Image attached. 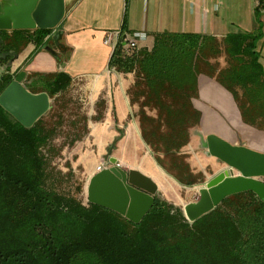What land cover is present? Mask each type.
Listing matches in <instances>:
<instances>
[{
    "label": "trees",
    "instance_id": "obj_1",
    "mask_svg": "<svg viewBox=\"0 0 264 264\" xmlns=\"http://www.w3.org/2000/svg\"><path fill=\"white\" fill-rule=\"evenodd\" d=\"M257 2L253 31L223 37L160 32L153 35L151 47L128 53L123 16L108 68L132 75L126 95L141 140L156 164L182 186L205 181L183 151L201 119L193 105L200 75L231 95L244 124L264 131L258 46L264 1ZM52 34L38 28L1 30L0 54L19 55L30 44L32 53L55 47ZM10 59H0V94L24 66L12 72ZM72 85L61 71L28 74L26 90L45 93L50 100L49 110L29 128L0 106V264H264V203L251 191L224 198L192 223L160 194L138 224L84 203L79 197L83 183L72 168L62 172L55 167V141L66 123L74 130L71 143L79 141L80 134H89L90 122L103 119L104 108L99 103L95 116L84 114L82 126L77 114L67 117L75 107Z\"/></svg>",
    "mask_w": 264,
    "mask_h": 264
},
{
    "label": "crops",
    "instance_id": "obj_2",
    "mask_svg": "<svg viewBox=\"0 0 264 264\" xmlns=\"http://www.w3.org/2000/svg\"><path fill=\"white\" fill-rule=\"evenodd\" d=\"M6 1L0 0V4L3 5ZM257 4V0H128L127 5L125 0H64V17L56 29L61 34L60 39L55 47H50L55 55L45 49L32 53L34 47L30 44L12 62L10 68L14 72L24 65L21 70L25 72L24 80L31 73L52 74L61 71L68 74L72 78L74 93H79L89 117L96 115L99 103L104 108L103 119L90 122L88 137L91 139L94 126L104 123L109 115H114L115 102L128 106L132 117L135 111L129 105L126 95L133 77L131 74H119L108 68L113 46L104 40L107 34L119 31L124 14L128 30L125 35L144 33L146 38L139 46L151 47L153 35L160 32L223 37L231 33L253 31L257 27L254 16ZM260 20L263 25V37L258 46L260 63L264 68V11ZM193 105L201 113V119L190 131L188 154L198 152L211 157L201 148L202 140L208 135H214L231 145L244 146L264 154V131L242 122L231 95L213 79L199 76L198 97L193 100ZM114 122L117 123V120ZM135 122L139 134L137 121ZM115 128L122 133L121 137H124V131L117 124ZM143 145L146 153L153 159L149 149L144 143ZM101 159L103 160V156ZM102 160L104 169L107 166ZM118 164L122 169H135L151 178L158 186L157 194L164 198L167 193L160 180L162 177L170 179V184L180 186L156 162L159 175L148 173L139 166H129L120 160ZM204 170L202 167L197 172L210 175ZM220 170L218 166L213 170V174ZM95 173L96 168L88 173V179Z\"/></svg>",
    "mask_w": 264,
    "mask_h": 264
},
{
    "label": "water",
    "instance_id": "obj_3",
    "mask_svg": "<svg viewBox=\"0 0 264 264\" xmlns=\"http://www.w3.org/2000/svg\"><path fill=\"white\" fill-rule=\"evenodd\" d=\"M64 0H7L0 4L1 30H53L57 45L60 32L56 29L64 17ZM45 51L55 55L49 48ZM15 53H1L0 59H17ZM25 72L17 74L0 94V106L25 128L44 115L50 107L45 93L31 94L23 85ZM201 148L225 165L198 190L199 199L182 211L186 220L194 222L217 207L221 201L241 192L251 191L264 203V154L244 146L231 145L208 135ZM107 167L95 173L86 188L87 202L113 211L133 224H138L154 204L158 186L148 176L135 169H122L110 151L103 157ZM234 172L236 175H234Z\"/></svg>",
    "mask_w": 264,
    "mask_h": 264
},
{
    "label": "rangeland",
    "instance_id": "obj_4",
    "mask_svg": "<svg viewBox=\"0 0 264 264\" xmlns=\"http://www.w3.org/2000/svg\"><path fill=\"white\" fill-rule=\"evenodd\" d=\"M2 72L3 67L0 65V75ZM71 94V98L75 101V107L70 112L65 113V115L71 117V115L77 114L76 119L80 121L79 124L82 126L81 118L84 114H88V110L84 106L82 99L80 100L78 92H72ZM114 120H117V123H115ZM135 120L136 119L131 116L128 106H125L124 103L120 105L115 102L114 115H109L104 123L94 126L91 132V139L88 137V133L85 135L80 134V136H82L81 139L71 143L74 139V130L68 129L67 123L64 125L63 130L55 141V145L59 150L54 160L55 167L61 169L62 172H67L66 166L72 168L75 179L83 183V193H81L79 197L84 203L87 202L86 188L89 182L88 173L101 164L102 156L104 157L108 151H110L111 157L117 158L124 164L133 167L139 166L148 173L159 175L160 171L155 162L149 154L146 153V149L135 127ZM116 124L124 131V137H121L122 133L115 128ZM89 126H91L90 123ZM126 132H128L129 135L126 134ZM183 151L187 155V161L191 169L195 172L204 167L206 172L211 175L214 173L213 170H216L218 166L221 170L222 168L224 169V165L217 159L208 158L198 152L188 154L189 151L187 147L183 149ZM104 164L107 165L106 163ZM210 175H204V183L210 178ZM160 180L166 187L167 195L163 198L169 203H174L173 205L181 209L187 204L198 201V190L204 184L202 183L191 187L179 184L180 186L178 187L175 186V184H170V179L166 177H162Z\"/></svg>",
    "mask_w": 264,
    "mask_h": 264
},
{
    "label": "built area",
    "instance_id": "obj_5",
    "mask_svg": "<svg viewBox=\"0 0 264 264\" xmlns=\"http://www.w3.org/2000/svg\"><path fill=\"white\" fill-rule=\"evenodd\" d=\"M117 37H118V32L109 33V34L106 35L104 40H105V42L107 44L112 45L113 46L112 49H114V47L116 45ZM145 38H146V35L144 33H139V32L132 33L130 35H125L124 39H123L124 40L125 49H126L125 52L128 53L129 50L139 48L140 47L139 43L141 41H144ZM101 170H103V165L102 164L96 167V173L101 171Z\"/></svg>",
    "mask_w": 264,
    "mask_h": 264
}]
</instances>
